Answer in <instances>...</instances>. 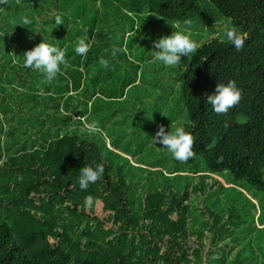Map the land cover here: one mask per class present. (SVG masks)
Wrapping results in <instances>:
<instances>
[{
  "label": "trees",
  "instance_id": "obj_1",
  "mask_svg": "<svg viewBox=\"0 0 264 264\" xmlns=\"http://www.w3.org/2000/svg\"><path fill=\"white\" fill-rule=\"evenodd\" d=\"M198 1L151 0L149 10L181 21L198 13ZM207 1L238 27L245 45L237 51L216 37L197 45L176 66L179 95L171 97L158 76H144L142 91L128 96L135 78L101 73L105 66L100 51L90 55L92 44L84 55L65 54L61 71L45 83L42 73L23 65V53L45 42V34L35 35L34 25L33 32L29 26L17 30L16 44L8 45L0 59V119L6 121H0V137L6 134L8 145L17 146L0 154V214H5L0 264H248L235 248L238 213L230 206L227 216H221L203 197L206 189L221 186L211 176L221 173L264 195V0ZM1 33L11 41L6 29ZM115 38L116 67L141 70L142 78L141 61H150L153 50L146 48L134 63L125 55L123 36ZM57 42L65 51L64 40ZM229 80L240 89V101L228 113L216 114L207 96L217 83ZM141 104L148 111L157 104L179 107L178 126L193 136L191 158L180 162L171 156L175 166L165 172L152 143L136 140L133 152L131 139L107 145L115 133L101 135L103 123L119 129L115 116L125 110L132 118ZM93 122L94 131L86 127ZM120 131L125 133L117 136L132 132ZM196 159L199 165L193 164ZM98 164L102 176L81 190L80 169ZM183 164L196 168L180 169Z\"/></svg>",
  "mask_w": 264,
  "mask_h": 264
},
{
  "label": "rangeland",
  "instance_id": "obj_2",
  "mask_svg": "<svg viewBox=\"0 0 264 264\" xmlns=\"http://www.w3.org/2000/svg\"><path fill=\"white\" fill-rule=\"evenodd\" d=\"M150 1L40 0L28 3L23 0H3L0 2V59L4 57V54H7L8 47H10L8 45L16 44L17 39L15 36H19L17 30H24L23 27L26 26H29L28 29H30V26L34 25L38 26L34 34L39 36L43 32L46 37L45 42L56 45L58 43L57 39L61 37L64 40V52L66 55L70 53L72 56H78L74 51L76 42L79 38L87 37L86 43L89 46L92 44L90 55H95L96 51H100L101 57L99 60L107 62L106 65L101 64L105 66V72L102 71L101 73L107 72L108 75L112 76V79L120 75L122 77L132 76L133 79L135 78L136 85L129 88L128 96L130 95L131 98L135 95L136 91H142V83L145 84L143 82L144 76L148 79L158 76L159 84H162L161 86L164 88L165 94L170 97L177 96L179 95V85L178 83L175 85V80H173V77L177 75L176 67L163 66L159 62H154L153 58L150 61H141L142 70L144 71L142 78L140 77L141 70L137 71L133 67L130 69L128 66V68L116 67V59L118 58L116 57V52L113 51L114 48H112L115 47V35L120 34L123 36L122 47H124L125 55L128 56L130 61L136 63V55L140 57L146 48H148V51L154 50V41L160 37L168 36L172 32H184L190 35L197 46L212 37L226 40L224 32L228 27L239 29L232 25L229 19L223 16L207 0H199L198 13L181 21L160 18L149 10ZM57 15L61 17L62 24L55 25V17ZM24 17L30 19V24L23 25L22 21ZM186 21L189 23H186ZM90 26H93L91 33L89 32ZM3 29L8 31V38L9 36H13L11 41L5 39V35L1 33ZM33 30L30 29L29 31L33 32ZM27 42L34 43L31 40H26L25 43L27 44ZM130 44L131 48L129 49ZM9 51L11 52L10 49ZM12 52H14V46ZM143 57L146 59V54ZM97 66L99 67L100 64L97 63ZM160 77L163 78L160 79ZM150 82H148V85ZM148 85L146 88L151 92V88ZM161 86L157 89H161ZM178 108L175 109L173 105L166 107L164 104H157L154 110L148 111L147 104H141L140 110L132 113V118L126 114L125 110H122V113L115 116L117 128L121 126L119 129H110L111 122L107 121L103 123L107 129L104 128L99 130V132L101 135H106L107 137H109V132L115 133L108 139L109 144L107 145L110 147L115 145L117 140L131 139L133 142L129 150L133 152L137 148L136 143H134L136 140L141 141V143H152L151 137L155 134L159 125H164L166 131H171L178 126L181 119L179 113L175 115ZM0 121L2 124L6 122L4 117ZM137 121L140 123V128L136 127ZM120 128L127 130V132H134L136 130L134 132L135 135L132 136L131 132L127 133L126 137L117 136V132L125 133V131H120ZM7 139L10 140L6 134H3L0 138V154L2 157L17 147L16 144L12 147L8 145ZM5 146L11 149L8 151ZM149 146L160 152L161 156L158 155L157 157L161 159V163L158 165L162 166L163 171H171L175 163L171 159V154L167 149L156 143H152ZM129 161L135 164L134 160ZM193 164L199 165L200 159H196ZM179 168L191 170L192 168H196V166L183 164ZM211 176L220 180L222 184L220 187L214 185L212 189H206L203 197L204 204L219 212L221 216H227L228 208L233 206V213H238V217L240 218L235 223L236 228L233 235L237 239L235 248L239 249L241 256L244 260L248 261V264H264L263 193L249 186L244 180H232L228 173H221V175L211 174ZM194 180L195 178H193ZM4 215L0 214V220H4ZM198 226L199 223L195 222V234H198Z\"/></svg>",
  "mask_w": 264,
  "mask_h": 264
},
{
  "label": "clouds",
  "instance_id": "obj_3",
  "mask_svg": "<svg viewBox=\"0 0 264 264\" xmlns=\"http://www.w3.org/2000/svg\"><path fill=\"white\" fill-rule=\"evenodd\" d=\"M28 17L23 18V25L30 24ZM186 23H189L186 21ZM62 24L61 17H55V25ZM224 36L231 45L240 51L245 45V36L235 27H228ZM87 37L79 38L74 51L77 55H84L89 50L86 43ZM196 50V43L190 35L184 32H172L154 41V50L151 55L154 62L163 66L176 67L180 64L182 57H187ZM115 52V49L113 50ZM66 63L65 52L55 44L41 41L32 49L23 53V65L43 74L45 83L52 82L61 71V66ZM107 64L106 61H102ZM241 98V91L235 81L229 80L226 84L217 83L214 92L207 96V103L211 105L212 111L216 114H226L233 108ZM89 130H96L95 122L86 124ZM1 138V137H0ZM152 143L160 144L166 148L171 156L185 162L193 156V136L185 131L183 126H176L173 130L166 131L164 125H159L155 134L151 137ZM108 142V139L106 140ZM108 144V143H107ZM110 147V146H109ZM103 166H84L80 169L78 176V187L86 190L90 184L95 183L103 174ZM86 203L91 205L93 197H87Z\"/></svg>",
  "mask_w": 264,
  "mask_h": 264
}]
</instances>
